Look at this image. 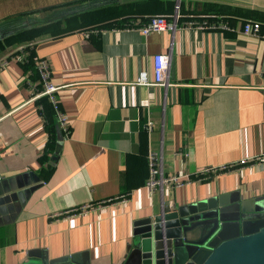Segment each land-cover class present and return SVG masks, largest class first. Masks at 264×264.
Instances as JSON below:
<instances>
[{
    "label": "crops",
    "instance_id": "obj_1",
    "mask_svg": "<svg viewBox=\"0 0 264 264\" xmlns=\"http://www.w3.org/2000/svg\"><path fill=\"white\" fill-rule=\"evenodd\" d=\"M140 1L112 0L126 5L122 15L0 52V264H125L134 221L162 209L160 191L147 187L150 151L163 154L165 174L190 176L264 154V0L128 6ZM20 2L0 0V37L3 29L53 20L39 11L5 19L42 5ZM177 4L180 25L173 30L145 35L126 28L134 18H171ZM193 15L221 16L230 28H184ZM248 20L262 24L260 36L243 33ZM26 49L36 81L24 67ZM161 54L169 57L168 84L137 83L142 72L155 80ZM42 60L59 86L68 134L57 116L48 126L40 102L46 95L37 96ZM236 192L241 200L264 198V161L166 188L164 198L190 204Z\"/></svg>",
    "mask_w": 264,
    "mask_h": 264
},
{
    "label": "water",
    "instance_id": "obj_2",
    "mask_svg": "<svg viewBox=\"0 0 264 264\" xmlns=\"http://www.w3.org/2000/svg\"><path fill=\"white\" fill-rule=\"evenodd\" d=\"M130 245L125 264H264V198L241 200L236 192L204 202H166L158 214L134 221ZM23 264L84 263L62 258Z\"/></svg>",
    "mask_w": 264,
    "mask_h": 264
},
{
    "label": "built area",
    "instance_id": "obj_3",
    "mask_svg": "<svg viewBox=\"0 0 264 264\" xmlns=\"http://www.w3.org/2000/svg\"><path fill=\"white\" fill-rule=\"evenodd\" d=\"M213 18V19H211ZM180 19V12L178 10V4L176 6V11L171 18L168 15H152L147 18L146 21H141L139 18H134L127 20L126 28L137 29L143 34L147 35L151 32H160L173 30L177 27ZM184 28L201 29V30H217V29H229L230 25L225 22L221 16H201L193 15L189 16L183 24ZM262 24L258 21L248 20L243 27V33L247 36H260L261 35ZM20 50L22 47L19 48ZM168 59L167 55L161 54L156 57V67H155V80L150 82L147 78V74L142 72L137 80L140 84H165L167 85V79L164 82V74L166 69H168ZM38 69L40 71L41 79L44 84V89L37 96L46 95L52 102L54 109L56 111V116L59 121L60 126L68 134V125L66 115L60 110L58 106V101L55 96L59 89V86L55 85L50 80V67L47 61L42 60L38 63ZM42 108V105H40ZM148 130H151L152 122H148L146 125ZM264 154L261 156H256L254 158H243L238 162H233L225 164L219 167H206L198 171L194 176L189 174H165L164 172V160L163 154L158 151H150L148 154L149 163V178L147 180V187L151 192L159 190L161 193V204L162 207L165 205L164 193L166 188L181 187L189 184L194 180L202 181L209 178L212 174H218L222 172H231L239 169L243 165L252 164L256 162H263ZM87 206H83L81 209H86Z\"/></svg>",
    "mask_w": 264,
    "mask_h": 264
},
{
    "label": "trees",
    "instance_id": "obj_4",
    "mask_svg": "<svg viewBox=\"0 0 264 264\" xmlns=\"http://www.w3.org/2000/svg\"><path fill=\"white\" fill-rule=\"evenodd\" d=\"M41 1V0H40ZM98 2L101 0H45L46 4L44 6H41L39 8L30 9V10H21L14 12L15 14L9 15L8 19L14 15L22 16L30 13L35 12H43L44 14L53 11H56L54 13L58 14L57 16H49L47 17L48 20H50L48 24L43 25H34L31 27H24L19 28L17 30L10 29L11 31L7 32L6 34H3L2 37H0V52L4 51L7 47L15 46L17 47L19 45H26L32 41H36L40 36L46 35V34H58L60 32L65 31L64 28L69 29H77L83 26L88 25L89 23L95 22L97 20H101L104 18H110V17H118L123 14L124 9L123 7L118 5L115 2H111L106 7H102L104 5H98L96 4V9L93 10L94 7L89 6V2ZM27 2H33L32 4L39 3V0H21V4H26ZM42 3V2H40ZM167 2L164 0H143L140 2L132 3L128 6L131 8H137V7H147L151 8L153 5L156 4V7L158 9H163V6ZM78 5V7H73ZM27 6V4H26ZM3 7V6H2ZM101 7V8H100ZM71 8V9H70ZM72 8H75V12H67L66 10H72ZM99 8V9H98ZM59 10H62V12H57ZM10 14V13H9ZM129 21V20H128ZM44 22V21H43ZM48 22V21H47ZM63 26L61 27V25ZM28 61L24 62V67L26 70H32L33 71V80L36 81L39 78V73L36 68V61L33 56V52L31 49H26ZM47 96H44L41 98L40 102L43 104L45 114L48 118V126L50 124H53L55 120V112L52 108V105L47 100Z\"/></svg>",
    "mask_w": 264,
    "mask_h": 264
},
{
    "label": "rangeland",
    "instance_id": "obj_5",
    "mask_svg": "<svg viewBox=\"0 0 264 264\" xmlns=\"http://www.w3.org/2000/svg\"><path fill=\"white\" fill-rule=\"evenodd\" d=\"M47 1V0H46ZM52 1H56V0H52ZM60 1H63V0H60ZM112 0H101V1H98V2H96V3H92V2H89V6L90 7H94V5H96V4H98V5H104V4H107V3H109V2H111ZM114 1V0H113ZM180 1V0H179ZM40 2H42V5H40V6H44L45 4H46V2H45V0H41ZM71 9V8H70ZM67 11V10H66ZM51 12V11H50ZM50 12H48V13H46V15L45 16H47V17H49V16H57L58 14H56V13H54V12H56V11H53L52 13H50ZM57 12H62V10H59L58 9V11ZM33 17V16H32ZM35 17V16H34ZM30 19L32 20L33 18H31L30 17ZM29 19V20H30ZM17 23H19V22H17ZM17 23H15V24H17ZM8 26V25H7ZM6 27V26H5ZM11 29V28H10ZM6 31L8 32L9 31V29H3V32H5L6 33Z\"/></svg>",
    "mask_w": 264,
    "mask_h": 264
}]
</instances>
